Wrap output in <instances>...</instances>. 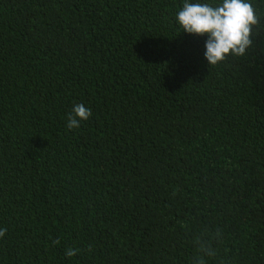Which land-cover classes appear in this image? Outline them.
<instances>
[{
  "label": "trees",
  "instance_id": "1",
  "mask_svg": "<svg viewBox=\"0 0 264 264\" xmlns=\"http://www.w3.org/2000/svg\"><path fill=\"white\" fill-rule=\"evenodd\" d=\"M183 3L0 0V264H190L205 229L264 264V20L213 67Z\"/></svg>",
  "mask_w": 264,
  "mask_h": 264
},
{
  "label": "clouds",
  "instance_id": "2",
  "mask_svg": "<svg viewBox=\"0 0 264 264\" xmlns=\"http://www.w3.org/2000/svg\"><path fill=\"white\" fill-rule=\"evenodd\" d=\"M176 20L183 32L206 36L204 57L209 66H217L226 61L229 56L242 57L253 44L254 29L261 27L264 20L262 14L250 0H219V3H191L184 0L182 9L176 14ZM92 116L90 108L83 104H76L67 117V127L76 129L81 121ZM187 230V225H181ZM7 229H0V238ZM221 230L215 233L205 229L196 236L192 243L195 252L190 264H207L206 258H215L218 250L213 247L214 242L220 243ZM53 244H59L54 240ZM89 252L92 246L89 245ZM80 249L69 248L65 252L67 257L75 256Z\"/></svg>",
  "mask_w": 264,
  "mask_h": 264
}]
</instances>
